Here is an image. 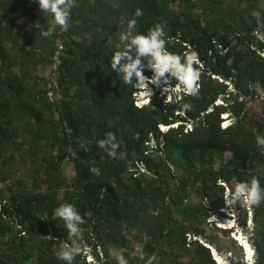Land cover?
Masks as SVG:
<instances>
[{
	"label": "trees",
	"instance_id": "1",
	"mask_svg": "<svg viewBox=\"0 0 264 264\" xmlns=\"http://www.w3.org/2000/svg\"><path fill=\"white\" fill-rule=\"evenodd\" d=\"M130 19L139 33L163 25L168 51L198 53L200 90L183 97L187 114L161 90L137 107L135 89L111 70ZM51 23L35 0H0V264H63L67 229L52 214L64 203L86 221L91 264H116L98 254L112 248L129 264H143L141 249L154 264H218L201 241L212 215L231 218L218 181L264 185L255 143L264 115L247 110L264 92V42L253 35L264 34V0H76L66 29L49 33ZM106 132L117 136L115 157L97 147ZM253 208L255 264H264V202ZM239 219L247 227L246 210Z\"/></svg>",
	"mask_w": 264,
	"mask_h": 264
},
{
	"label": "clouds",
	"instance_id": "2",
	"mask_svg": "<svg viewBox=\"0 0 264 264\" xmlns=\"http://www.w3.org/2000/svg\"><path fill=\"white\" fill-rule=\"evenodd\" d=\"M35 2L43 17L52 21L47 29L49 33L55 32L57 27L62 30L67 28L76 0H35ZM142 15L141 9H137L134 13L135 17ZM136 28L137 19H130L126 31L118 36L115 50L111 52L113 54L111 70L120 77L124 85L135 89L133 97L139 99H136L137 107L149 104L154 93L161 90V94L166 95L165 103H171L175 99L179 104L177 114H187L191 110V104L182 103L183 97L198 96L200 90L199 81L202 72L198 53L192 50L182 54L168 51L166 33L161 24H156L147 33H139ZM253 35L264 42V34L254 32ZM145 60H147L146 64ZM146 69L151 71V76L145 75ZM172 81H175L174 85L171 84ZM255 143L264 155V135L256 134ZM97 147L104 149L108 156L115 157L120 145L115 133L106 132L104 138L97 142ZM218 183L223 184L224 181ZM223 200L229 209L233 205L258 207L264 202V185L259 178L252 177L250 181H242L232 186L231 191L225 189ZM52 220L63 222L69 241L60 245L56 253L57 260L62 261L63 264H74L76 257L82 256L88 264H91V257L88 256L90 248L84 240L81 227L86 221L76 206L71 203L61 204L53 210ZM48 239L53 237L49 236ZM137 259L143 264H154L156 261L155 256H147L142 249L138 250ZM115 260L116 264H129V260L123 254L116 255ZM248 264H251L250 258Z\"/></svg>",
	"mask_w": 264,
	"mask_h": 264
},
{
	"label": "rangeland",
	"instance_id": "3",
	"mask_svg": "<svg viewBox=\"0 0 264 264\" xmlns=\"http://www.w3.org/2000/svg\"><path fill=\"white\" fill-rule=\"evenodd\" d=\"M154 87V86H150ZM156 89L154 88V91ZM257 93L260 95L258 98L253 97L247 104V110L252 115H264V92L259 88ZM139 100L138 98H136ZM218 103H222V98L218 100ZM140 103V101H139ZM226 114L224 115V117ZM223 118V116H222ZM231 123V118L228 117L226 122L223 125ZM176 126V125H175ZM163 130H166L168 127L161 126ZM191 129V125L187 126ZM224 161H229L232 159L230 152H225L223 155ZM65 170L68 176L74 174L73 166L70 163H66ZM225 189L231 191L232 186L236 184H231L228 182L223 183ZM247 211V227L239 224V218L243 216V212ZM225 212L226 216L231 217L230 219H224L217 215H212L209 221H214L209 223V226L206 231V238L201 239L207 246L210 247L213 257H216L218 264H248L249 258L251 264L256 262V250L252 244V235L254 228V208H248L243 205H233L229 209L226 204L224 209L221 210ZM235 226V227H234ZM231 228L234 227V232L226 235L222 230L215 228ZM99 250V249H98ZM93 249L88 253V256L91 257V261L97 262L96 256L93 255ZM123 250L119 248H112L110 251V257H103L101 253L98 252L100 258L103 261H109L112 258L115 259L116 255L122 254Z\"/></svg>",
	"mask_w": 264,
	"mask_h": 264
},
{
	"label": "built area",
	"instance_id": "4",
	"mask_svg": "<svg viewBox=\"0 0 264 264\" xmlns=\"http://www.w3.org/2000/svg\"><path fill=\"white\" fill-rule=\"evenodd\" d=\"M23 21H26V20H23ZM58 59H59V52L57 51L56 55H55V60L58 62ZM54 67H55V64H54ZM226 126V125H225Z\"/></svg>",
	"mask_w": 264,
	"mask_h": 264
},
{
	"label": "water",
	"instance_id": "5",
	"mask_svg": "<svg viewBox=\"0 0 264 264\" xmlns=\"http://www.w3.org/2000/svg\"><path fill=\"white\" fill-rule=\"evenodd\" d=\"M207 247H209V246H207Z\"/></svg>",
	"mask_w": 264,
	"mask_h": 264
}]
</instances>
